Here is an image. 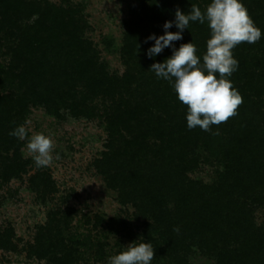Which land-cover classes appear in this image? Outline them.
<instances>
[{"label": "trees", "instance_id": "1", "mask_svg": "<svg viewBox=\"0 0 264 264\" xmlns=\"http://www.w3.org/2000/svg\"><path fill=\"white\" fill-rule=\"evenodd\" d=\"M138 3V20L128 21L120 48L124 71L119 74L100 62L93 44L83 38L75 9L47 0H0V42H6L0 57L8 59L0 63L2 182L18 178L27 164L20 140L9 133L40 107L61 120L65 115L98 120L106 136L93 166L119 201L134 209L122 218L95 217L94 236L69 233L74 209H54L31 251L53 264L82 260V250L95 251V261H103L101 252L112 234L117 255L125 240L151 243L153 264H188L196 248L215 264H264V221L257 223L254 216L264 211V36L233 50L239 68L230 79L243 98L238 114L208 132L189 130L187 106L169 82L150 71L152 64L171 57V49L149 59L152 42L144 43L151 34L163 35L164 23L174 22L178 9L188 12L189 0ZM243 4L264 31V0ZM195 24L174 44L178 49L193 42L202 57L206 44L197 41ZM201 164L214 168L207 184L187 176ZM29 182L40 196L56 192L46 171ZM4 237L0 247L8 248Z\"/></svg>", "mask_w": 264, "mask_h": 264}, {"label": "rangeland", "instance_id": "2", "mask_svg": "<svg viewBox=\"0 0 264 264\" xmlns=\"http://www.w3.org/2000/svg\"><path fill=\"white\" fill-rule=\"evenodd\" d=\"M56 7H71L78 12L84 27L83 38L93 44L98 52L100 62L106 64L110 71L122 74L123 55L120 48L126 32L128 21L137 22L136 12L139 0H47ZM211 0H189L191 5H197L205 11ZM186 12L185 14H187ZM191 24V23H190ZM192 30L199 36L198 42H207L210 30L207 23L196 22ZM184 41V40H183ZM4 43L0 42V55L4 51ZM183 44H186L183 42ZM234 50V49H233ZM203 53V52H202ZM234 55V54H233ZM235 56V55H234ZM239 61L238 56L236 58ZM8 61L0 57V63ZM57 119L48 115L43 108H34L24 126L28 131V138L20 140L19 152L27 164L18 178L9 182H2L0 178V238L6 236L9 240L8 248L0 247V264H53L45 258H38L33 254V246L39 229L45 227L47 215L54 209H74L77 214L71 229L72 234L94 236L98 231L92 227L95 217L104 219L130 216L134 209L131 204L126 206L119 201L118 194L107 188L104 180L93 166L95 159H99L104 150L105 133L97 119L71 118L68 115ZM43 133L50 136L54 143L53 160L48 167H37L33 155L27 150L28 139ZM5 156L0 154L1 159ZM213 169L208 164H201L193 173L187 176L193 180L209 183L213 178ZM38 171H46L54 181L56 192L40 196L32 189L29 179ZM257 223L264 221V211L257 210L254 214ZM89 220H85V218ZM142 222L135 225L139 230ZM134 227V226H132ZM140 239L134 241L139 244ZM115 235L108 234L104 247L103 261H95L92 250H82L83 259L71 264H108L109 257L116 252ZM133 242V243H134ZM129 243L125 240L124 251ZM79 250V249H78ZM81 251V250H80ZM113 253V255H112ZM188 264H215L204 251L194 249ZM155 259L151 264L155 263Z\"/></svg>", "mask_w": 264, "mask_h": 264}, {"label": "clouds", "instance_id": "3", "mask_svg": "<svg viewBox=\"0 0 264 264\" xmlns=\"http://www.w3.org/2000/svg\"><path fill=\"white\" fill-rule=\"evenodd\" d=\"M194 22L207 23L210 30L202 57L197 55L198 48L193 42L181 44L178 49L174 44L183 39L184 30ZM173 26L178 31L170 32ZM163 32V35L151 34L145 39V44L152 42L146 55L151 59L165 49H171L172 55L163 63L152 64L150 71L158 79L169 82L177 99L187 106L188 129L199 127L208 132L212 125H220L237 115L243 98L230 79L239 68L233 49L241 43H257L264 36V31L251 19L243 0H211L203 12L197 5H191L187 14L178 9L175 21L164 23ZM9 135L25 140L28 131L20 125ZM26 147L37 167H48L54 158H60L58 154L53 156V140L43 133L31 136ZM154 254L151 243L134 242L126 251L109 257L108 264H151Z\"/></svg>", "mask_w": 264, "mask_h": 264}]
</instances>
